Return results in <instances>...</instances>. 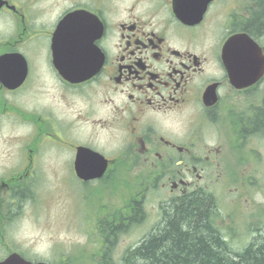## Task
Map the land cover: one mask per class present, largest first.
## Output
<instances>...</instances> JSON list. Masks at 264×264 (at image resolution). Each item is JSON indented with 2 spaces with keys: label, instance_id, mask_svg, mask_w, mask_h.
Wrapping results in <instances>:
<instances>
[{
  "label": "flooded vegetation",
  "instance_id": "flooded-vegetation-1",
  "mask_svg": "<svg viewBox=\"0 0 264 264\" xmlns=\"http://www.w3.org/2000/svg\"><path fill=\"white\" fill-rule=\"evenodd\" d=\"M1 2L0 23L9 21L13 27H0V56L20 54L19 62L9 69L18 81L25 76L13 89L0 76V131L8 118L15 120L17 133L24 124L34 135L27 138L26 153H20L15 163H41L49 143L46 137L56 131L63 139L60 149L70 153L68 163H75L80 146L102 152L110 163H162L161 167L178 163L167 181L172 185L185 180L188 189L180 185L175 190L188 194L209 174L213 166L209 163H226L221 149L208 147L201 136L216 112L223 107L229 111L235 98L242 111L244 103L251 109L247 115L244 112L236 131L240 161L258 163L251 148L264 131L252 122L264 107V80L247 88L234 87L223 52L226 40L236 33L246 32L260 42L263 35L246 26L259 9L257 0ZM61 62L95 72L88 79L71 81L59 72ZM53 89L60 91L55 99L64 107L62 116L53 110L54 96L44 113L23 106L25 94H47ZM210 90L217 97L213 106L205 104ZM102 107L108 111L106 117ZM85 126L91 127L90 136L80 139L75 132ZM97 129L119 137L120 150H101ZM57 140L51 145L59 147ZM26 168L15 164L0 172V262L19 252L14 240H7V227L21 210L23 197L34 194V166ZM23 181L27 187H22Z\"/></svg>",
  "mask_w": 264,
  "mask_h": 264
},
{
  "label": "rangeland",
  "instance_id": "rangeland-1",
  "mask_svg": "<svg viewBox=\"0 0 264 264\" xmlns=\"http://www.w3.org/2000/svg\"><path fill=\"white\" fill-rule=\"evenodd\" d=\"M0 24H3L0 27L4 30L13 27L9 21ZM58 92L53 89L52 93L47 94L27 93L22 97L23 106L44 110L54 96L53 110L57 116H62L64 107L55 99ZM230 107L229 111L226 107L219 109L214 122L207 123L202 129L203 143L208 147L220 148L221 160L226 163H209L213 165L211 173L200 184L215 193L219 200L215 208L216 222L223 234L234 248L243 249L259 233L264 232V135L260 133L257 137L259 142L251 148V151L256 152L254 159L258 163H241L242 153L236 131L241 118L245 116L244 112L247 115L251 109L244 103L242 111V105L236 98ZM107 114L108 111L102 107V116L106 117ZM14 121L8 118L3 120L0 131V172L14 164H21L15 161L20 159L25 146L22 140L34 136L31 128L24 124L17 133ZM49 127L54 126L49 124ZM90 129L85 126L75 135L80 139L82 136L88 138ZM95 133L102 150L107 152L120 148L119 137L111 131L97 129ZM55 138L58 139L56 145L59 147L46 145L41 154V163H37V195L34 200L23 197L21 210L13 216L12 225L7 227V240H14L20 251L30 259L54 264H99L105 243L103 231L105 233L106 227L102 221L109 220V225L111 220L115 224L123 221L125 227L116 235L112 256L114 264H125L124 255L127 251L139 245L152 231L162 218V207L171 203L177 195L171 191L169 184L162 187L166 181L164 173L168 170H158L153 163H121L120 166L113 163L105 179L84 185L73 175V163H68L70 153L64 148L60 149L63 146L62 135L54 131L46 140L55 144L52 142ZM29 165L33 166L32 163H26L23 168L27 169ZM31 179L35 180L34 177ZM145 187L148 189L147 194ZM132 196H137L143 202V211L147 213L145 219L129 221L125 216L121 220L128 210L136 211ZM3 212L5 225L8 220L6 209ZM116 212L119 213L117 217Z\"/></svg>",
  "mask_w": 264,
  "mask_h": 264
},
{
  "label": "trees",
  "instance_id": "trees-1",
  "mask_svg": "<svg viewBox=\"0 0 264 264\" xmlns=\"http://www.w3.org/2000/svg\"><path fill=\"white\" fill-rule=\"evenodd\" d=\"M257 3L259 9L246 26L264 37V0H257ZM259 113L252 123L255 129L264 131V107ZM20 194L24 196L25 190ZM143 205L141 200L135 199L136 211L128 210L121 220L125 216L129 221L145 218ZM118 214L116 212L115 216ZM162 219L139 245L127 251L125 264H264V232L243 249L234 248L218 226L216 209L206 193L190 194L163 207ZM102 223L106 227L105 233L103 231L105 243L99 264H114L116 235L125 225L123 221L115 224L113 220L110 225L109 220Z\"/></svg>",
  "mask_w": 264,
  "mask_h": 264
},
{
  "label": "water",
  "instance_id": "water-1",
  "mask_svg": "<svg viewBox=\"0 0 264 264\" xmlns=\"http://www.w3.org/2000/svg\"><path fill=\"white\" fill-rule=\"evenodd\" d=\"M6 57L7 58L3 60L0 59V71H2L3 75L4 74L6 75L10 71L8 68L9 67L8 64L14 62V60H11L9 56H6ZM62 73L66 77L70 76V78H75L73 80H78L79 76H82V78L84 77V75L82 74L83 72L80 70H70V71L63 70ZM251 74H252V71H250L249 76L245 78V84L247 81L256 80L257 77H251ZM232 81H233V84L236 86L243 85V82L240 83L239 82L240 80L237 78L233 79ZM80 149H81V153L78 154L77 161L75 163L77 174L84 180H91V179L102 177L107 169L108 163L94 161L95 155L101 158L103 157L95 152H92L89 149L79 148V150ZM88 153H90L91 155ZM6 264H34V263L27 261L24 258L20 257L19 255L17 256L16 254L15 257H12L9 260H7ZM36 264H47V263L39 262Z\"/></svg>",
  "mask_w": 264,
  "mask_h": 264
}]
</instances>
